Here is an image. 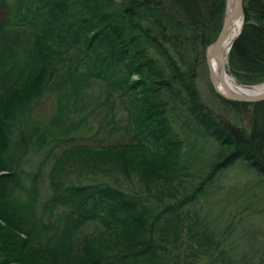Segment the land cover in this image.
<instances>
[{
    "label": "trees",
    "instance_id": "trees-1",
    "mask_svg": "<svg viewBox=\"0 0 264 264\" xmlns=\"http://www.w3.org/2000/svg\"><path fill=\"white\" fill-rule=\"evenodd\" d=\"M225 4L0 0V264H263L233 261L216 233L230 221L209 227L190 207L239 182L264 211V100L213 93L237 117L251 109L248 130L231 131L194 88L193 56L216 39ZM242 7L227 65L257 85L264 0ZM92 118L102 145L80 143ZM119 129L128 142H111Z\"/></svg>",
    "mask_w": 264,
    "mask_h": 264
},
{
    "label": "rangeland",
    "instance_id": "rangeland-1",
    "mask_svg": "<svg viewBox=\"0 0 264 264\" xmlns=\"http://www.w3.org/2000/svg\"><path fill=\"white\" fill-rule=\"evenodd\" d=\"M207 47H209V45L203 44V46L198 49V53L196 52L197 54L195 53L193 56V71L196 75L194 81L195 92L198 94L200 98L199 100L203 104L204 108L206 110H211L216 117L225 121L227 123L226 126L229 130L233 131V126L244 127L248 130L252 121L251 109H247L246 115L242 117H237L234 112H230L213 95V93H215L216 95L218 94L215 92L216 90L210 80V71L208 69L206 59ZM225 69L226 72L230 76H232L235 81L240 85H260L241 84L237 81L235 76L230 73L231 71L229 70L227 63L225 65ZM50 109V103L45 102L43 103L39 112L43 116L48 115V111H50ZM100 119L101 118H99V121ZM124 120L125 116L123 114H118L114 117L115 126L117 128H122L123 126H125ZM88 127L91 130L87 135L85 133L83 134L84 139L81 140L80 143L86 146L102 145L99 143L101 140L99 135L100 133H106L105 129L103 127H100V123L95 118H92L89 121ZM112 134H114V132ZM127 140L128 139L124 135L122 129H119L118 133L116 132L111 138V142H115L114 144H122L128 142ZM239 167L240 166L236 167L237 171ZM221 175L222 176H220L216 185L223 186V183H227V173ZM240 175H242V173L237 172V182L240 178ZM245 175H243V177L241 178V184L245 183L246 181H249L246 177L247 175ZM88 177L89 179H91L92 176L88 174ZM111 179H113V177L108 178V180ZM120 181L121 180H119V182ZM132 181H135L134 177H132ZM124 183L125 186H123L122 189L126 190L127 188H129V184H127L126 182ZM238 184L239 182L236 184L237 186L235 187V190H230V188H228L231 185L233 186V184H229L227 188L224 186L221 191H218V193L214 194L213 192V195H211L209 199L207 197H203L201 198V200H199L197 203L195 202L190 207L193 212L195 210L199 213L201 217L204 216L207 218L205 222L206 225H208L209 227L211 226L214 217L216 215L218 216L219 214H221L224 219L230 221L227 228L224 223L219 222L220 224L218 225L216 233L220 235L222 229L225 228V233L229 235L232 244L229 246V248L227 247L226 255H229V257H231L233 261L241 258L242 260H246L248 262H262L264 264V211L260 213L258 212V205L254 206V203L250 199L249 194L247 192L243 193L242 188L240 189ZM130 189H133V186H131ZM227 202L228 205H226ZM229 214L231 217L229 216ZM241 254L242 256H240ZM238 262L243 264L245 261L242 262L241 260H239Z\"/></svg>",
    "mask_w": 264,
    "mask_h": 264
},
{
    "label": "bare ground",
    "instance_id": "bare-ground-1",
    "mask_svg": "<svg viewBox=\"0 0 264 264\" xmlns=\"http://www.w3.org/2000/svg\"><path fill=\"white\" fill-rule=\"evenodd\" d=\"M226 14L231 18L224 31L220 54L215 56V49L209 45L206 49L208 69L212 76V84L220 95L246 96L264 92V84L258 86H243L238 84L225 69L227 55L242 28L243 17L239 0H226ZM223 65V70H222Z\"/></svg>",
    "mask_w": 264,
    "mask_h": 264
},
{
    "label": "water",
    "instance_id": "water-1",
    "mask_svg": "<svg viewBox=\"0 0 264 264\" xmlns=\"http://www.w3.org/2000/svg\"><path fill=\"white\" fill-rule=\"evenodd\" d=\"M239 1H240V4H241V13L243 14L242 0H239ZM230 18H231V13L230 14H226V11H225L221 29H220V31H219L216 39L214 40V42L210 45V46H212L215 49V56L216 57H218L219 54H220V49H221V43H222V39H223V34H224V31H225V29H226V27H227V25L229 23ZM242 25H243V22H242ZM240 32H239L238 36L240 35ZM223 69L224 68H223V65H222V70ZM210 80H211V83H212V76H211V74H210ZM263 84H260V85H263ZM215 92L221 98H223L226 101H230V102H239V103H244V104H254V103H257V102H260V101H263L264 100V92L259 93V94H255V95H246V96H241V97L232 96V95H220L217 91H215Z\"/></svg>",
    "mask_w": 264,
    "mask_h": 264
}]
</instances>
